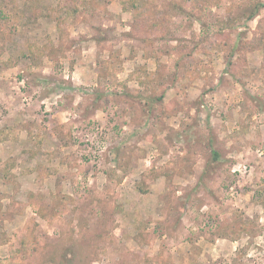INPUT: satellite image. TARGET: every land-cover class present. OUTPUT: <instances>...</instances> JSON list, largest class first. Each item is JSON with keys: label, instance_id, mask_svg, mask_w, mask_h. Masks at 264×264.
<instances>
[{"label": "rangeland", "instance_id": "rangeland-1", "mask_svg": "<svg viewBox=\"0 0 264 264\" xmlns=\"http://www.w3.org/2000/svg\"><path fill=\"white\" fill-rule=\"evenodd\" d=\"M0 264H264V0H1Z\"/></svg>", "mask_w": 264, "mask_h": 264}, {"label": "trees", "instance_id": "trees-1", "mask_svg": "<svg viewBox=\"0 0 264 264\" xmlns=\"http://www.w3.org/2000/svg\"><path fill=\"white\" fill-rule=\"evenodd\" d=\"M3 1L0 0V18H3V16L5 15V10L2 7L3 5Z\"/></svg>", "mask_w": 264, "mask_h": 264}]
</instances>
